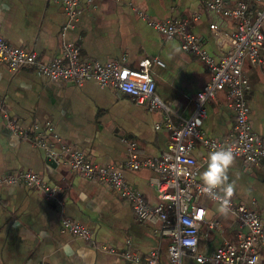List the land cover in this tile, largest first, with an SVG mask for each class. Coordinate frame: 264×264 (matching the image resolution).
Listing matches in <instances>:
<instances>
[{
	"label": "crops",
	"instance_id": "0c3cea01",
	"mask_svg": "<svg viewBox=\"0 0 264 264\" xmlns=\"http://www.w3.org/2000/svg\"><path fill=\"white\" fill-rule=\"evenodd\" d=\"M225 1L232 5L238 0ZM205 2L80 0L81 13L67 26L63 7L56 0H0V34L11 46L36 52L43 63L52 60L63 43L77 46L83 59L101 63L118 59L131 69L149 60L155 92L171 103L172 122L178 124L190 116L196 93L212 73L196 55L181 50L180 38L166 39L136 10L158 20L184 19L198 13L200 18L190 30L201 39L207 53L219 57L229 44L217 39L209 26L214 24L229 34L235 26L206 8ZM154 58L164 65L154 63ZM242 73L249 85L245 91L249 121L264 144V63L253 65L245 58ZM0 98L18 126L28 128L36 123L42 127L51 122L64 141L101 165H115L128 156L124 139L136 142L142 157L160 156L171 142L161 111L150 109L146 102L139 105L127 95L119 96L95 80L82 85L54 81L38 76L31 68L12 73L0 61ZM234 122L226 91H220L206 103L203 133L214 139L225 137ZM209 153L195 142L192 155L198 162L200 180ZM18 170H30L47 184L61 187L64 202L47 201L41 192L23 184L0 183V264H144L152 251L158 254V264H170L166 255L169 239L159 224L139 221L129 203L114 190L72 173L61 158L49 156L28 138L15 136L0 117V180ZM228 175L235 199L264 219V163L249 166L235 158ZM124 177L148 205L158 204L154 172L147 168L126 170ZM202 203L206 222L215 220L219 227L210 229L207 223L202 224L199 250L209 252L245 231L229 212H218V203ZM62 216L87 227L93 241L62 231ZM127 254L137 256L138 261ZM181 264L199 263L185 256Z\"/></svg>",
	"mask_w": 264,
	"mask_h": 264
},
{
	"label": "built area",
	"instance_id": "2783aa9c",
	"mask_svg": "<svg viewBox=\"0 0 264 264\" xmlns=\"http://www.w3.org/2000/svg\"><path fill=\"white\" fill-rule=\"evenodd\" d=\"M60 2L71 26L81 13L80 0H56ZM206 8L233 22L235 28L229 34L214 24L209 26L214 36L229 44L228 50L213 57L203 48L201 39L190 28L200 18L195 13L187 18L158 20L140 10L137 14L145 23L162 33L166 39H181V50L196 55L203 61L212 75L195 96L193 111L180 123L174 124L171 103L162 101L155 92V80L151 73V62L143 60L138 69H131L121 60L98 62L83 59L74 44L63 43L59 53L49 62H40L37 53L11 46L0 34V61L14 73L22 68H31L38 76L54 81H69L82 85L95 80L100 87L113 88L117 95H127L135 103L146 102L152 110L163 114V125L171 131L168 149L160 156L142 157L137 152V143L123 141L128 146V156L115 165L93 162L83 150L64 141L51 122L41 127L32 124L28 128L18 126L9 115L4 100L0 98V117L8 129L20 138H28L32 144L43 149L49 156L58 157L69 170L83 178L108 186L131 206L136 218L144 223L159 224L168 236L166 255L170 264H181L182 258L191 256L199 264H264V219L251 207L230 198L229 213L245 231L235 240L225 241L211 251L198 249V234L203 223L210 229L218 228L215 220L206 222L203 200H216L202 192L203 183L198 177L196 158L192 155L195 142L209 152L231 148L235 158L246 165L264 163V144L249 121V106L245 99L248 80L242 73L247 58L253 65L264 63V0H238L229 5L225 0H206ZM153 62L163 66L154 58ZM226 91L228 105L234 112L235 122L227 136L214 139L204 135L202 126L206 117V103L220 91ZM160 124L156 125L159 128ZM202 161H206L203 159ZM147 168L154 172L152 184L159 199L157 205H148L143 195L131 187L124 177L126 170ZM3 184H23L41 192L47 201L63 205V189L44 182L30 170H18L1 178ZM220 195L222 191L218 190ZM61 230L92 242V232L66 216L61 217ZM107 250L106 247H101ZM112 251V250H109ZM127 258L138 261L135 255ZM144 264H158V254L152 251Z\"/></svg>",
	"mask_w": 264,
	"mask_h": 264
},
{
	"label": "clouds",
	"instance_id": "9594fccd",
	"mask_svg": "<svg viewBox=\"0 0 264 264\" xmlns=\"http://www.w3.org/2000/svg\"><path fill=\"white\" fill-rule=\"evenodd\" d=\"M234 159L230 147L212 151L207 157V167L201 173L202 192L218 202V212L223 215L228 214L230 198L234 194V185L229 183L228 175ZM218 190L222 191L223 195H220Z\"/></svg>",
	"mask_w": 264,
	"mask_h": 264
},
{
	"label": "rangeland",
	"instance_id": "374dc122",
	"mask_svg": "<svg viewBox=\"0 0 264 264\" xmlns=\"http://www.w3.org/2000/svg\"><path fill=\"white\" fill-rule=\"evenodd\" d=\"M202 226H204V225H202Z\"/></svg>",
	"mask_w": 264,
	"mask_h": 264
}]
</instances>
